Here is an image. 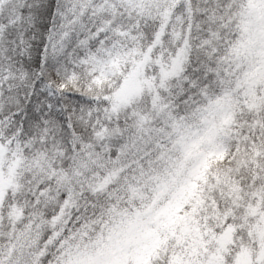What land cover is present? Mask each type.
I'll return each mask as SVG.
<instances>
[{
    "label": "snow or ice",
    "instance_id": "1",
    "mask_svg": "<svg viewBox=\"0 0 264 264\" xmlns=\"http://www.w3.org/2000/svg\"><path fill=\"white\" fill-rule=\"evenodd\" d=\"M0 264H264V0H0Z\"/></svg>",
    "mask_w": 264,
    "mask_h": 264
}]
</instances>
